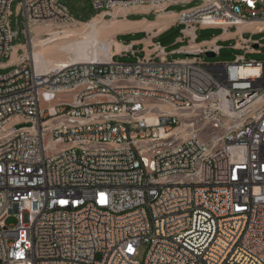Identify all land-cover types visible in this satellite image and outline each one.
Instances as JSON below:
<instances>
[{"label": "built area", "instance_id": "1", "mask_svg": "<svg viewBox=\"0 0 264 264\" xmlns=\"http://www.w3.org/2000/svg\"><path fill=\"white\" fill-rule=\"evenodd\" d=\"M15 1L25 35L75 21L59 0H0V264H264V62L207 63L217 37L195 42L235 28L230 48L259 53L238 26L264 33V0H91L109 19L198 1L175 18L185 58L153 42L47 72L8 65Z\"/></svg>", "mask_w": 264, "mask_h": 264}, {"label": "bare ground", "instance_id": "2", "mask_svg": "<svg viewBox=\"0 0 264 264\" xmlns=\"http://www.w3.org/2000/svg\"><path fill=\"white\" fill-rule=\"evenodd\" d=\"M174 20V13L165 11L158 15L156 21L150 23L149 26L156 27L159 32ZM72 23L75 26L80 25L82 28L80 30L79 28H54L50 24L34 28V35L30 39V46L32 45L30 57L36 70L47 72L55 67L82 62L109 61L113 55L122 50L120 43L116 42L114 37L117 34L129 32L128 30L136 31L142 24L140 22L129 23L114 18L105 20L102 19V14L87 22L78 23V21H73ZM254 26L257 28L263 27L262 24L243 23L238 26V30L252 29ZM33 32L31 33L33 34ZM43 33L48 36L46 39L40 37ZM191 48L194 47L191 46L187 49L190 50ZM13 60H15L14 52L12 55ZM250 71H252L250 68L245 70V72ZM160 107L168 109L164 105H160ZM152 118L153 116L149 115L148 121L152 122Z\"/></svg>", "mask_w": 264, "mask_h": 264}, {"label": "rangeland", "instance_id": "3", "mask_svg": "<svg viewBox=\"0 0 264 264\" xmlns=\"http://www.w3.org/2000/svg\"><path fill=\"white\" fill-rule=\"evenodd\" d=\"M59 2L64 5L67 8L68 14L75 20H81V21H85L88 18H90L91 16L97 14L99 11L96 10L93 5L91 0H59ZM199 5L198 1H192L189 2L187 4H183V5H173L170 6L169 11L171 12H177V13H181L183 11H187L190 9L195 8L196 6ZM159 9V8H158ZM11 18H10V28L12 31H16L18 30V36L16 38H14L11 42V45H13L14 47L19 45V44H24L26 45L24 47V51H20L21 54H29L31 56V48L32 45L30 46V39H32V35H34V28L39 27V26H47L46 24H37L34 25L30 28V33H27V35H25L23 33V29H24V23H23V18L21 16V14H17V1H15L12 5H11ZM154 15L151 14V16H149V20H153ZM134 20L136 18H133ZM105 20H108V18H106ZM54 28H67V29H78L80 30V28H82L80 25H74L72 22L70 23H61V24H56L53 25ZM75 26V27H74ZM184 28V25H177L176 28L169 30L167 32H165L164 34H162L163 36L160 37H156L153 39V42H159L160 46L164 47L168 57L167 59L169 61H173V60H177V59H184L185 58V54H176V50H178L179 48H181L183 45H185L186 40H183V42H178L179 37L181 36V32L180 29ZM229 31H235V28L232 29H228ZM33 32V34L31 33ZM222 29L220 28H211V29H205V30H199L196 32V39L195 42H199V41H204V40H210L213 37H217L218 35L222 34ZM40 37H42L43 39H46L48 36L43 33L40 35ZM139 37V36H138ZM130 36L126 37V36H119V40L123 41V42H128L130 40ZM242 38L243 39H249L251 38L252 40H260V44L263 45L262 48L259 49V53H247L244 54L243 50H235L230 48L231 45H233L235 43V40L233 39H229L226 41H219V45L222 46V49L220 50L219 54L214 56L213 58H208L205 54L201 55V59H203V61L207 62V63H232L236 56H242L244 55V58L246 60H253V61H257V62H264V33H259V34H250V29H246L244 31V33L242 34ZM137 50V49H136ZM142 53H138L135 56H132L131 54H127L125 56H116L114 57V61L117 62H124V63H132L136 60V57H142ZM12 57V56H11ZM7 59L0 57V63H4ZM12 70V67H8V68H0V74H6L8 72H10ZM63 97V96H62ZM68 101L71 100V95L67 96ZM155 101H150V103H154ZM150 107V106H149ZM60 147H64V146H60ZM5 224L7 226H15L16 224V218L13 216H9L6 221ZM145 249L141 248L139 256L137 257V259L139 261L142 260L143 258V253H144Z\"/></svg>", "mask_w": 264, "mask_h": 264}, {"label": "crops", "instance_id": "4", "mask_svg": "<svg viewBox=\"0 0 264 264\" xmlns=\"http://www.w3.org/2000/svg\"><path fill=\"white\" fill-rule=\"evenodd\" d=\"M173 13H174L175 18H176L178 13L177 12H173ZM151 14L154 15L153 20H149V16H151ZM160 14H161L160 12L156 13V12L151 11L150 8H139V9H135V10H129L128 9V10H121L118 13H112L111 15L113 17L118 16V18H115L116 20H124V21L129 22V23L130 22L131 23H134V22L135 23H138V22L142 23L139 26L138 30H136V31L135 30L134 31L128 30L129 32L126 31V33L123 32L121 34H117L114 37V40L116 42L120 43V45L122 47V50L118 54L116 53L115 55H120L122 52H128L127 54H130L131 52H135L136 54L142 53L143 55H149L151 53V49H149L148 47L153 43V39L156 37L163 36L162 34L171 30V28L172 29L176 28L178 25L175 23V20H174L171 24H169L167 27H165V29L160 30L158 32V29L156 27L149 26V24L154 23L157 19V16ZM97 15H99V14H97ZM97 15H95V16H97ZM104 15H106V14H102V16H104ZM106 18L107 17L102 18V19H106ZM133 18H136V19L134 20ZM110 19L108 18V20H110ZM75 21L77 22V20H75ZM78 23H82V22L78 21ZM146 23H148V24H146ZM141 27H143V28H141ZM215 28L218 29V27H215ZM182 29H180V32ZM206 29H211V28H206ZM202 30H205V29H202ZM245 30L246 29H243L242 32H244ZM233 32L234 31H230L229 33H222V34L217 36V40L218 41L229 40L233 37ZM186 33H187V35H192V31H187ZM119 36H126V37L130 36L132 38H130V40L128 42H123V41L118 39ZM184 37L185 36H183L181 34V36L178 39V42L185 40V39H183ZM204 41H208V40H204ZM25 46L26 45H24V44H20L14 48L13 52L15 55V60L12 61V57H11L10 61L8 62L9 66L15 64L18 61V56L20 54V52H18V50L24 51L23 49ZM182 47L185 48V45H183ZM12 55H13V53H12Z\"/></svg>", "mask_w": 264, "mask_h": 264}, {"label": "water", "instance_id": "5", "mask_svg": "<svg viewBox=\"0 0 264 264\" xmlns=\"http://www.w3.org/2000/svg\"><path fill=\"white\" fill-rule=\"evenodd\" d=\"M255 48L257 47V46H254ZM205 55L208 57V58H213L215 55H214V53H212V52H207V53H205Z\"/></svg>", "mask_w": 264, "mask_h": 264}, {"label": "trees", "instance_id": "6", "mask_svg": "<svg viewBox=\"0 0 264 264\" xmlns=\"http://www.w3.org/2000/svg\"><path fill=\"white\" fill-rule=\"evenodd\" d=\"M97 14H98V13H97ZM97 14H95V15H97ZM95 15L91 16L90 18H88V19L85 20V21H81V20H77V21H80V22H87V21H89L90 19H92L93 17H95ZM199 42H201V41H199ZM199 42H197V43H199ZM5 62H7V60H6ZM5 62H4V63H5Z\"/></svg>", "mask_w": 264, "mask_h": 264}]
</instances>
